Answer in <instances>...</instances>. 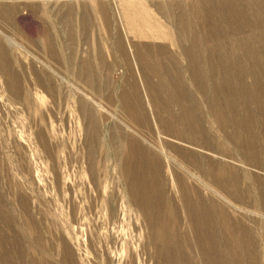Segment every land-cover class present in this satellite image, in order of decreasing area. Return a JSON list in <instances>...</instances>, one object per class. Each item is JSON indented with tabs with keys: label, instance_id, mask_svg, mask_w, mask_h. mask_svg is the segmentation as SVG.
<instances>
[{
	"label": "rangeland",
	"instance_id": "obj_1",
	"mask_svg": "<svg viewBox=\"0 0 264 264\" xmlns=\"http://www.w3.org/2000/svg\"><path fill=\"white\" fill-rule=\"evenodd\" d=\"M116 1L0 0V51L2 60H5L4 69L7 68L9 74L5 70L3 73L0 67V264H64L66 249L73 264H167L168 259H173L170 258L171 254L167 258L166 250L161 255L157 252L156 228L152 227H158L159 223L154 209L157 197L148 198L146 193V205L152 206L151 211L154 213V221L147 220L130 198L121 171L128 174L137 167L136 160L140 156L131 155L140 154V150L142 159L152 162L151 158L158 157L154 150L159 143L161 147L164 146V152L168 153L166 165L170 158H175L174 151L168 145L171 141L166 139L169 136L160 130L161 137L157 138L156 125L153 122L151 126L149 120L147 125L138 127L121 107V93L125 85L132 90L139 88L137 99L141 100L145 110L147 103L141 82L145 76L139 63L133 55H128L129 61L125 60L123 54L115 48L119 42L126 45L127 39L132 46L148 45L153 50L163 46L169 56L166 59L176 57L173 66L169 62L155 63L153 58L151 63L156 64L160 73L164 64L171 68L168 69L171 73L174 69L179 73L175 76L171 73H156L151 76V80L160 87L159 94L166 100L168 112L174 113L175 117L178 115V119L182 115L183 120L185 113L181 112L182 107L170 101V93H175V89L172 92L169 90V76L182 84L183 89L179 91L186 94L189 91V105L200 114L207 135L210 134V144L196 146L191 143L192 140H185L188 143L172 141L171 144L175 146L176 143H184L179 147L206 157L212 165L234 170L233 173L238 177V180L234 179L235 184L240 188L219 189L212 182H207V189L203 184L206 182L203 176L191 165L192 176L187 179L191 184L193 180L197 185L193 186L197 189L201 187L206 198L219 204L234 226L249 232L253 258H249L239 248L242 257L240 264H264V108L251 105L247 111L243 110L240 96L234 94L238 107L235 113L225 110L219 114V118L223 116L224 119L215 120L208 105L213 97L211 81L220 78L221 65L218 62L213 65L215 76L207 74V52H197L201 58V75L210 80L207 84L210 87L208 92L199 91L193 83L188 61L179 50H175L169 41L164 42L152 36L148 37L150 39L142 35L140 37L136 32L128 30L118 20ZM140 1L136 2L144 5L154 20L164 26V30L175 27L173 16L177 15V10L167 4L177 2L186 4L194 25L192 28L200 33H206L207 30L198 26L199 17L205 13L224 15L223 3L244 1L240 5L242 11L238 14L251 18L255 14L264 15V11L256 13L250 10L253 5L248 2L253 0ZM256 1L264 0L253 2ZM159 5H162L161 10ZM207 6L211 10H204ZM120 12H123L122 7ZM222 25L224 27L214 28L213 32L244 30L236 26L234 21L225 23L222 20ZM255 31L257 35L261 32L260 29ZM221 43V46L227 47L228 38L222 39ZM238 54L248 67L247 57L241 51ZM101 57L105 63L102 67L99 60ZM86 59L87 63L84 62ZM86 67L99 75V84L103 81L100 89L95 85L96 76H79L80 71L84 72ZM247 67L244 68V73L247 71L245 79L250 82L253 74ZM236 69L233 64L228 67V77L234 82L242 78ZM48 76L53 78V94L47 93L38 81H46ZM256 76L264 81V73L261 71ZM10 77L16 80L19 92L12 91L14 83H10ZM166 83L168 89H164ZM180 100L185 107L183 99ZM81 102L86 104L85 111H81ZM89 114L95 115L96 132L88 122ZM117 128L122 131L121 145L125 147L122 146V151L117 146L120 145L119 140H113ZM88 132L89 136L95 135L94 143L87 141ZM129 138L134 139L133 151L125 146ZM89 144L92 146L91 151ZM90 152L93 153V165L89 163ZM185 156L189 158L191 154ZM173 168H165L168 169L164 174L166 186L172 182V171L174 174L176 171L183 174L185 167L180 170L182 173L179 172V165V169ZM227 178L228 175L222 176L223 181ZM170 194L173 196L176 193L172 191ZM180 219L176 227L180 228L184 237L189 226L186 220ZM215 222L214 232L221 230L220 222ZM190 226L194 232L191 218ZM193 236L188 238L192 248L188 251L189 262L207 264L203 253L195 250L198 242ZM245 250H248V246ZM238 252L230 250V246L225 247L224 256L227 260L224 257L221 264H238L232 260V255Z\"/></svg>",
	"mask_w": 264,
	"mask_h": 264
},
{
	"label": "bare ground",
	"instance_id": "obj_2",
	"mask_svg": "<svg viewBox=\"0 0 264 264\" xmlns=\"http://www.w3.org/2000/svg\"><path fill=\"white\" fill-rule=\"evenodd\" d=\"M136 1L138 0H117L115 2L116 4L115 7L117 8V11H118V20L122 22L125 25V27L128 28V30H130L131 32H136L137 34L140 35V37L141 35L142 37L144 36L145 38H148L149 36L151 38L152 36L153 38L158 37L162 39L164 42L169 41V44L172 47H174L175 50L178 49L181 56L185 57L186 60L188 61V67H189L188 69L190 71V74L193 76L192 77L193 83L199 91L201 92L206 91L207 93L210 88L208 87L207 84L210 82V80H206L201 75L202 72H201V69H200L201 66L199 63V60L201 58L197 52L199 50H204L207 52V55H206L208 57L207 74L213 75L215 73V70L213 67L215 63L218 62L221 65V68H219L221 70L219 74L220 78L218 79L214 78L213 79L214 81L213 82L211 81V83L213 84V87H211V89L213 90V97H212V102H210L208 105L209 110L213 112V116L215 117V120L217 119L223 120L224 119L223 116L222 117L220 116L221 118H219V114L221 115V113L222 112L224 113L225 110H229L231 112L233 111L232 113H235V108H238V107H236L237 104H235V101H234V97H233L234 94H237L238 96H240L239 97L240 106L243 110H246L251 105H254L256 108H264V81L262 79L257 78L256 76V74L259 73V71H261V73H264L263 72L264 71V30H263L264 29V15L255 14L251 18V17H246V15L242 16L238 14V12L242 11V9L240 8V5L241 3H244V1H242L241 3L240 2L223 3V7L225 11L222 14L224 15L221 16L220 14L213 15V14L205 13L199 17L200 20L198 22V26L202 27V29L207 30L206 33L205 31L200 33L196 28H192L194 25L192 24L191 16L188 12V9L185 7L186 4L177 2L174 4H167L171 7L176 8L177 10V15L173 16L175 18V27L173 26L171 30L168 28L167 30H164V26L154 20L153 15L147 11L146 7ZM253 1L248 2L249 4L253 5L252 8L250 6V10L256 13L259 11H264V1H256V2H253ZM121 7L123 10L122 13L120 12ZM158 8H160L161 10L162 5H159ZM204 10H211V8L207 6L205 7ZM212 18L215 20H212ZM67 19L70 20L69 17ZM253 19H255V21ZM222 20L225 21V23L227 21H234L236 26H240L244 30L242 32L220 31L218 33H214L213 32L214 28L224 27L222 25ZM226 28L232 29L231 27H226ZM255 29L261 30V32L259 31L260 33L259 35H257ZM163 30L165 32H163ZM125 32L126 31L124 30V33ZM118 38H120L119 35H118ZM224 38H228L227 47L221 46L222 44L221 40ZM215 41H217L218 43L214 44ZM50 46L49 48H52ZM115 48L118 51H120L121 54H123L124 59L127 61H129L128 55L130 57L131 55H133L132 57H134L135 60H137V62L139 63V68H141V71L144 74L142 75L145 76V79L143 78L142 79L143 81L141 80L140 81L143 84L141 85L144 86V88L142 87V89H144L145 97H147L146 98L147 103L145 106L146 110L143 109V104L141 103V100L139 101L137 99L139 96V92H140V90L138 92L139 88L132 90L130 86L128 87L127 85H125L124 90H122L121 99H120L121 107L123 111L126 114H128V116L138 125V127L147 125L148 120H149L151 122L150 123L151 126L153 122L156 125L155 131L158 132L157 133L158 135L157 136L155 135V136L157 138L161 137L160 136V130H161L166 136H169V138L167 137L166 139L170 140L171 142L176 141L179 143L181 142L188 143V142H185V140H189V141L192 140L195 142L191 141V143H194V145L196 146L200 144L201 145L203 144L202 146H208L210 144L209 143L210 134L207 135L208 131H207V128H205L203 124L204 122L200 114L197 111L195 112L193 108H191L193 106L189 105L188 89H187L188 94H186L185 92L184 94L183 92L179 91L183 89L182 84L178 83L179 81L177 79L175 80L174 78H170L169 76L168 80H171L169 81V84L171 86V89L169 90L170 92H172L175 89V93L173 92L170 93V96H169L171 97L170 101L182 107L181 109H183V111L181 112L185 113L183 116V120H182V115L180 116L179 118L181 120L180 121L177 118L178 115H176L175 117L174 113H172L171 111L168 112V110L166 109V105H167L166 100L163 99L159 94L160 87L158 88L157 87L158 85L154 84L153 81L151 80V76L156 73L158 74L171 73L169 71L171 68L169 69L167 65L165 64L166 62H169L173 66L176 63L175 62L176 57L173 55L175 59H169V58L166 59L169 56L166 53V50H165L166 48L163 46H158L157 48H154L155 50H153V48L148 45H143V47L132 46V44L130 43L128 39L126 40V45L125 43L123 44L122 42H119L118 44L115 45ZM49 50L52 51V49H49ZM239 51H241L242 54H244L247 57L249 61L248 67L244 63V60H242V56L240 57V55L238 54ZM260 54H261L260 56L261 59H259ZM1 55H2V52L0 51V67H1L2 72L4 73V70L5 72H7V68L4 69L5 60L4 61L2 60ZM153 58H155L153 60L155 63L156 61L162 64L165 63L164 66L161 64L164 68L162 73H160L161 71H159V68L157 69V66L155 63H151ZM99 60L101 63V67L104 66L105 63H104L103 57H101ZM84 62L87 63V59ZM230 64H233L237 68L235 71L238 70L237 73L240 75V77H242V78H239L237 82H234L228 77L230 75L228 72V67ZM209 65L210 66L212 65V66L210 67ZM245 65L247 68H249V70L253 74V79L250 82L245 79V75L247 73V71L246 73H244V71L246 70L244 69L246 68ZM136 69H137V66H136ZM171 71H172L171 74H173L174 76L175 74L179 73L175 69ZM92 75L97 77V80L95 81V85L99 88V86L102 85L103 81H101L99 84V80H100L99 75L95 73V71L93 72L92 69H89V67L88 68L86 67L84 72L80 71L79 73V76L81 77L83 76L88 77ZM9 79H10L9 81L11 84L14 83L13 86L11 87L13 89L12 91H18V85L15 83L16 80H14L11 77ZM52 79L48 76L46 81L38 80L39 84L43 86V88L49 94H53L55 92V87L52 82ZM164 87H163L164 89H168L167 83L164 85ZM164 91L166 90H163V92ZM180 98L183 99V103L186 104L185 107L187 109L183 107V104ZM80 104L83 105L82 107L80 106L81 111L83 110L85 111L84 106L86 104L84 105L82 102ZM190 104L192 105V103ZM154 111H156L157 114ZM246 111L245 113H247ZM89 115L90 117L88 118L89 120L88 122L92 124L91 127L93 131L95 130L96 132L95 115L93 114L92 115L89 114ZM84 119H85V116H84ZM182 121H184V123ZM218 124L220 125V122H218ZM90 128H89V131H90ZM117 129L116 131L114 130L115 136L113 140L114 141L119 140L118 143L120 145H117V146H119V149H121L124 147L123 145H121L122 144L121 143V139H122L121 132L122 131H120V129L118 130ZM89 133L90 132L86 134L88 135L86 139L87 141L94 143L93 139L96 137L95 135L93 137L89 136ZM129 140L130 141L127 142L128 144L125 146L129 148V151L130 149L133 151L134 139L129 138ZM171 142H169L168 145L170 146L172 151H174L175 158L169 159L170 164L168 163V165H166L165 161L167 160L168 153L164 152L165 151V149H163L164 146L161 147L159 145L160 143L158 142L159 144L156 143L158 144L157 146L158 148L155 147L156 150H154L155 153L158 155V157L155 159L151 158L152 162L147 161L148 159H142L141 157L142 150H140V154L131 155L135 157L140 156L136 160V164H135L137 165L138 168L136 167L132 171L130 170L131 172H129L128 174L127 172L126 174H124L125 172L121 169L122 174L125 178L124 180H126L127 182V187H128L127 192L129 193L130 198L132 199L133 203L135 202V204L139 207V209L142 210L141 212H143L144 216L146 217L145 219L147 220L154 221L153 220L154 213L153 211H151L153 210L152 206L148 207L149 204L146 205V202L148 200L146 201L145 197L147 196L148 198L149 197L154 198V196L157 197L156 199L157 203L154 202L155 203L154 209L156 210L158 214L159 223H158V227H155V225L152 227L153 229L156 228L154 229L155 230L154 234L156 236L158 254L161 255L164 252V250H166L165 252H167L166 254L167 258H169V254H171L170 258H173V259L171 260L168 259L167 264H191V262H189V259H188L189 257L188 251L192 250V248L190 247V241L188 238H190V235H194L195 237L193 236L192 238H194L195 241L198 242L196 243L197 247H195V250L203 253V255L205 256V262L207 264H221L222 260L225 257L224 256L225 247L227 248L229 246H230V250L233 249V250L239 251L238 253L235 254V256L232 255L233 256L232 260L234 263H237V262L238 264L241 263L242 257L239 254L240 253L239 248H241V250H244L245 254L249 255V258H253L254 250L250 249L249 239L251 238H249V232L245 230H241L239 226H234L235 224L230 222L231 220H229L226 217V214L222 211L221 206L217 204L216 202H214L213 200H211V198L209 199L206 198L200 189L201 187L200 188L198 187L197 189V187L193 186V185H196L193 183V180L191 184L190 180L187 179L188 177L192 176V175L190 176V173H191L190 165H191L201 173L204 180L206 181V182H203V184L205 185L207 189H209L207 182H212V184L219 189L226 190V189H231V188H240L239 185L235 184L236 182L234 179L238 180V177L237 175H235V173H233L234 170L230 171V169H227L226 167H222V165H215V164L212 165L206 157L200 156L197 153H193V152L190 153L182 149L181 147H179V146H182L184 143H182V145H179V143L178 144L176 143L175 146L177 147L174 148L175 146H173ZM161 144L163 143L161 142ZM91 147H92L91 144H89L90 151H91ZM122 150L123 149H121L120 151ZM172 151H171V154H172ZM92 154L93 153L90 152L89 157H91ZM185 154H191V156L188 158L187 156H185ZM176 155L178 156V159ZM125 159L126 157H124V160ZM93 161L94 160L91 157L89 159L90 165H93ZM170 161H173V162H170ZM178 165L179 167H181L180 169L178 168ZM166 166L169 169L170 167H174V168L176 167L177 169H179V172L180 170H183L182 168L185 167L183 174H178L177 171H176V174H174V172L172 171L171 174H172L173 179L170 185L168 186H166L164 183V174L168 170V169L165 170ZM180 173H182V171ZM218 173L221 175V177L219 176ZM223 175H226V177L228 175L229 179L227 178V180L223 181L222 180ZM167 191L169 193H166ZM172 191L176 193L173 196L172 194H170ZM146 193H147V196H146ZM260 197H262V195H260ZM263 204H264V196H263ZM180 218L186 220L187 226H189L188 228L189 231L186 232L184 237L182 236V232L180 228L176 227V224L179 226L178 219ZM190 218H191V222L194 223V228H195L194 232H193V228H191L190 226ZM215 221L220 222L221 230L214 232V229H215L214 224H216ZM262 232L264 233V231ZM197 236H198V241H197ZM199 240L201 241V243ZM246 246H248V250H245ZM65 251H66L65 252L66 257L65 259H63L64 260L63 262H65L64 264H73L72 257L69 256L67 249ZM178 253H180L179 257L177 256ZM225 259L227 260V257H225Z\"/></svg>",
	"mask_w": 264,
	"mask_h": 264
}]
</instances>
